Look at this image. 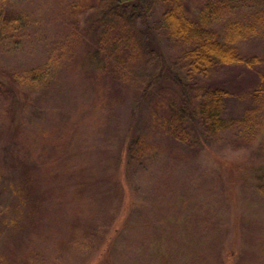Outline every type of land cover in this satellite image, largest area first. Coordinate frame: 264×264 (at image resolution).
<instances>
[{
    "label": "rangeland",
    "instance_id": "1",
    "mask_svg": "<svg viewBox=\"0 0 264 264\" xmlns=\"http://www.w3.org/2000/svg\"><path fill=\"white\" fill-rule=\"evenodd\" d=\"M183 3L195 21L220 7L211 29L259 59L214 73L236 125L209 144L194 129V148L164 128L177 91L168 73L140 77L141 62L119 79L111 58L93 68L89 28L104 0H0V210L17 194L37 200L12 183L24 170L42 186L55 178L34 204L40 223L0 236L11 264H264V1ZM155 36L164 69L177 71L183 47ZM131 133L147 148L121 163Z\"/></svg>",
    "mask_w": 264,
    "mask_h": 264
},
{
    "label": "trees",
    "instance_id": "2",
    "mask_svg": "<svg viewBox=\"0 0 264 264\" xmlns=\"http://www.w3.org/2000/svg\"><path fill=\"white\" fill-rule=\"evenodd\" d=\"M104 2L106 5L100 7L104 11L96 10L92 15V26L89 28L90 33L95 34L96 41L89 49L87 57L97 64L93 66L96 71H103L108 65L105 58L107 61L111 58L114 62V74H120L119 79H127L133 65L141 62L146 71L140 77L149 73L151 79H155L160 77L161 73L162 75L168 73L177 91L176 99L168 107L164 128L170 137L181 144L196 147L194 129L200 128L203 140L198 133L199 138L209 144L221 139L224 132L236 125L235 120L226 119L224 116L226 101L232 93L221 81L213 80L214 73L231 66L252 69L259 59L246 57L235 46L220 41L218 34L211 29L209 21L213 12H221L220 7H210L205 21L200 19L195 21L185 10L183 0H104ZM153 11L160 14L152 24L141 29L140 24L146 25ZM255 23L264 26V13ZM155 34L160 35L168 43L183 47L181 55L175 61L177 71L164 69ZM102 49L103 51H100ZM154 68L156 73L155 71L151 73ZM257 95H263V92L258 89L255 97ZM21 99L20 95L15 96L14 114H17ZM122 148L124 150L119 154L120 162L122 163L124 158L131 162L146 150V139L135 138L131 133L123 140ZM34 174V171L24 170L19 182H12L16 188L21 186L22 194L26 195L27 199L32 197L31 189L33 193L37 191V200L35 199L29 207L21 203V197L17 194L0 210V236L6 229L10 232L18 230L10 225L20 220L29 223L30 229L40 223H37V207L34 204L41 200L42 195L46 193L44 191H52L55 188V178L51 177L48 179L49 182L42 186L38 176L36 184ZM108 178L111 179L107 176L103 181L107 182ZM101 251H104V248ZM0 264L11 263L0 253Z\"/></svg>",
    "mask_w": 264,
    "mask_h": 264
}]
</instances>
